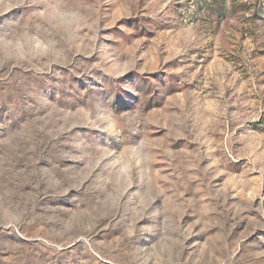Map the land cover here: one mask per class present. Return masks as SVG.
<instances>
[{
    "label": "rangeland",
    "instance_id": "1",
    "mask_svg": "<svg viewBox=\"0 0 264 264\" xmlns=\"http://www.w3.org/2000/svg\"><path fill=\"white\" fill-rule=\"evenodd\" d=\"M27 9L0 0V21ZM54 15L84 57L77 74L142 78L139 131L98 146L80 166L91 191L52 206L57 217L0 232V264H252L264 251V0H107L95 34L71 32L78 14ZM93 118L41 114L35 139L44 148ZM133 199L157 208L159 225L134 221Z\"/></svg>",
    "mask_w": 264,
    "mask_h": 264
},
{
    "label": "clouds",
    "instance_id": "2",
    "mask_svg": "<svg viewBox=\"0 0 264 264\" xmlns=\"http://www.w3.org/2000/svg\"><path fill=\"white\" fill-rule=\"evenodd\" d=\"M106 2L26 0L25 21H0V232L57 217L52 206L71 204L91 191L84 188L80 166L99 145L119 148L136 139L132 109L144 88L142 78L131 73L117 83L102 72L77 74L84 57L77 56L78 46L67 40L65 26L54 15L57 9L78 14L71 32L89 27L95 34ZM158 101L159 95L153 97V104ZM84 107L94 117L86 127L40 147L34 117ZM100 113H110L112 121L101 119ZM128 208L134 221L159 225V210L150 202L133 199ZM57 222L61 230L53 231L54 236L65 231V222ZM250 259L264 264V251L251 253Z\"/></svg>",
    "mask_w": 264,
    "mask_h": 264
}]
</instances>
